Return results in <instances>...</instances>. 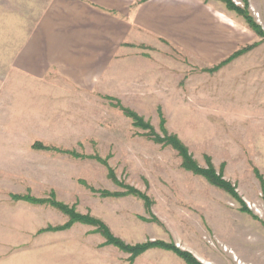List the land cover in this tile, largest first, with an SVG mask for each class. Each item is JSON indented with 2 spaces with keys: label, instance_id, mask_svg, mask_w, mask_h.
Segmentation results:
<instances>
[{
  "label": "rangeland",
  "instance_id": "374dc122",
  "mask_svg": "<svg viewBox=\"0 0 264 264\" xmlns=\"http://www.w3.org/2000/svg\"><path fill=\"white\" fill-rule=\"evenodd\" d=\"M50 1L0 0V264H188L159 247L132 257L53 200L127 244L161 240L202 264H264V0H206L222 13L224 45L214 38L207 56L133 45L148 63L132 66L124 90L55 69L17 73L13 36L22 46ZM130 110L154 134L177 136L237 196L187 169Z\"/></svg>",
  "mask_w": 264,
  "mask_h": 264
},
{
  "label": "crops",
  "instance_id": "0c3cea01",
  "mask_svg": "<svg viewBox=\"0 0 264 264\" xmlns=\"http://www.w3.org/2000/svg\"><path fill=\"white\" fill-rule=\"evenodd\" d=\"M221 17L205 0H51L22 46L20 35L13 36L12 64L30 78L55 69L83 86L104 78V86L124 90L131 87L132 66L148 63L133 45L163 41L207 56L212 40L222 39Z\"/></svg>",
  "mask_w": 264,
  "mask_h": 264
},
{
  "label": "trees",
  "instance_id": "16d2710c",
  "mask_svg": "<svg viewBox=\"0 0 264 264\" xmlns=\"http://www.w3.org/2000/svg\"><path fill=\"white\" fill-rule=\"evenodd\" d=\"M143 1H145V0H143ZM224 1L226 3H228V5H230L227 0H224ZM246 16L249 17V15H246ZM248 22L251 24V26H253L254 29L258 28L254 24V22L251 18H249ZM130 116L133 118L135 126L141 127L143 129H149L150 137L155 142H159V143H162L164 145H170L174 149H176L179 152V154L182 156L183 165L187 169H189V170H191L197 174L204 175L215 186L222 188L223 190L229 192L233 196H237V192H236V189L234 188V186L232 184H230L228 181L224 180L220 174L219 175L216 174V172L213 170V168H208L206 170L200 169L197 166L196 162L188 155L189 153H188L186 146L180 141V139L177 138V136H175V135H165L164 137L158 136V135L154 134V132L152 130L153 127L148 122H146L143 117L137 115L135 112H133L131 110H130ZM164 132H165V130H164ZM111 175L113 176L114 173H111ZM127 188H128V191H126L125 194L138 195L139 197L143 198L146 202V205L148 207H150L149 203L151 200L146 194H144L143 192L139 191L138 189H135L132 187H127ZM105 193H110L112 195H121L122 194V193H111V192H105ZM51 204L53 206L61 209L66 214H68L70 217V222H81L84 224H89V225L94 226L96 228V231L100 232L105 237L106 244L114 245V246L122 249L123 251L130 253L132 257H136L140 254H143L145 251H147L149 249L159 247V248L172 249V250L176 251L188 264H202L194 256H192L190 253H188L186 251L179 250V249L175 248L174 246H172L171 244L165 243L161 240H155V241L148 240L146 242L137 243L134 245L127 244L122 239H120L119 237H116L115 235H113L111 233V231L109 230V228L99 219L92 217V216H88L85 214H80L78 212H75L72 207H69L68 205H65V204L60 203V202L55 201V200L51 201Z\"/></svg>",
  "mask_w": 264,
  "mask_h": 264
},
{
  "label": "bare ground",
  "instance_id": "6f19581e",
  "mask_svg": "<svg viewBox=\"0 0 264 264\" xmlns=\"http://www.w3.org/2000/svg\"><path fill=\"white\" fill-rule=\"evenodd\" d=\"M239 258H237V260H238Z\"/></svg>",
  "mask_w": 264,
  "mask_h": 264
}]
</instances>
